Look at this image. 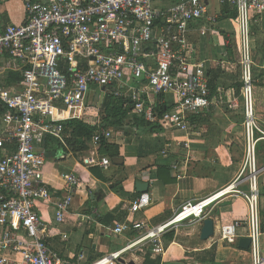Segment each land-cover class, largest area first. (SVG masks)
<instances>
[{
    "label": "built area",
    "instance_id": "2783aa9c",
    "mask_svg": "<svg viewBox=\"0 0 264 264\" xmlns=\"http://www.w3.org/2000/svg\"><path fill=\"white\" fill-rule=\"evenodd\" d=\"M218 2L238 12L246 137L240 174L246 172L248 191L234 183L206 198L187 201L158 226L128 219L119 222L112 228L114 233L135 231L142 235L124 249L90 264H123V254L146 240L153 242L155 253H161L162 234L207 218L217 202L229 194L245 199L246 236L251 239L253 264H264L260 205L263 168L257 162L255 131L259 128L251 47V24L254 18L264 16V0ZM209 7L210 0H28L26 21L0 31V82L10 71L20 75L16 81L0 83V105L5 109L0 132V264H75L50 248L48 228L38 211L40 201H53L44 180L46 154L35 146L39 136L51 135L66 143V122L79 120L98 126L90 142L99 149L102 140L113 138L111 128L100 126L103 100L109 95L119 98L131 93L134 112L145 114L151 122L157 120L153 92L170 95L177 106L161 121L180 130L189 129L187 113L198 114L211 105L205 63H193L190 57L196 24L207 20L212 27L216 20L209 15ZM206 32L203 26L200 33ZM238 105L237 100L231 103L232 108ZM84 162L102 167L111 164L109 158L93 156ZM63 177L67 192L54 202L57 223L70 212L81 184L76 173ZM150 204V194L142 193L132 201L130 213ZM242 225L241 220L222 225L221 240L236 243Z\"/></svg>",
    "mask_w": 264,
    "mask_h": 264
},
{
    "label": "crops",
    "instance_id": "0c3cea01",
    "mask_svg": "<svg viewBox=\"0 0 264 264\" xmlns=\"http://www.w3.org/2000/svg\"><path fill=\"white\" fill-rule=\"evenodd\" d=\"M27 1L0 0V31H4L9 25H20L26 21ZM211 4L210 0V6ZM225 8L227 13L236 12L238 16L236 10H230L228 5L221 6L218 2V12L216 10L212 13L209 7V15L216 17L212 27L207 20H203L194 28L195 32L191 38V61L204 62L206 74L210 69L218 67L221 75L216 82L215 92L211 93L209 89L208 98L211 105L201 113L186 114L189 120L188 130L170 128L161 121L167 111L177 106L172 96L153 92L157 120L151 122L145 114L134 112V102L129 93L128 96L119 97L123 106L130 108L129 117L144 118L147 122L160 125V130L140 134L133 127H126L124 130L111 127L116 133L103 148L95 149L91 142L87 143L88 149L82 152H74L64 147L66 154L50 161L48 154H56L53 143L50 142L47 148L45 146L48 136L51 135L37 138L36 148L46 154L44 180L53 196L52 203L40 201L38 211L48 228L50 248L60 257L75 264H90L112 252L124 249L142 235L141 232L135 231L114 233L112 228L119 222L128 219L146 221L151 227L158 226L170 220L187 201L206 198L234 183L236 188L248 191L246 172L242 176L240 174L246 137L241 101L240 54L235 42L238 40L235 36L238 35V25L236 28L232 20L234 17L222 16ZM219 21L223 25L217 28L215 23ZM203 26H206L205 34L200 33ZM251 29L255 111L259 128L255 131L258 139L257 162L258 166L263 168L260 187L264 193V16L254 18ZM208 34L214 38V49L209 42H205V36ZM229 36L232 41L228 39ZM174 72H178V68H174ZM13 74L19 75L10 71L2 76L0 83L13 82H8ZM132 84L141 87L135 82ZM144 98L149 105L150 99L147 96ZM234 100L239 103L236 108L231 107ZM163 105L166 112L160 114L159 109ZM92 120L96 122L95 117ZM2 129L3 125L0 132ZM60 142L67 146L66 143ZM112 153L118 155L113 157ZM88 156L109 158L111 164L108 167L86 165L84 158ZM115 157L122 158L123 161L116 164L113 161ZM72 172L79 175L81 184L75 191L70 212L62 223H57L54 202L67 192L63 175ZM139 181L149 184L148 191L138 190ZM142 193L150 194L151 204L138 213H130L132 201ZM260 205L263 219L264 196L260 198ZM247 212V203L243 197L225 195L207 216L215 221L214 237L201 239L205 220L202 219L173 227L162 234L161 253H155L153 242L146 240L126 251L122 258L136 264H144L148 255L152 259H160V264H189L193 261L205 264H253L250 248L244 250L239 247L240 238L248 237V225L245 222ZM236 220L243 221L238 230L237 242L221 240L222 225ZM262 244L264 249V234ZM81 256H84L83 259H79Z\"/></svg>",
    "mask_w": 264,
    "mask_h": 264
},
{
    "label": "trees",
    "instance_id": "16d2710c",
    "mask_svg": "<svg viewBox=\"0 0 264 264\" xmlns=\"http://www.w3.org/2000/svg\"><path fill=\"white\" fill-rule=\"evenodd\" d=\"M227 9H224V12L222 13V16L225 17H236L237 13L233 12L232 14L227 13ZM209 76V89L211 93H214L216 90V82L219 79L221 75L220 68H214L210 69L207 72ZM20 79V76L18 74H13L10 76V81L18 80ZM130 108H125L123 106V102L119 98H115L113 96H108L105 98V101L102 104L101 108V117H100V126H103V128H115L116 130H124L126 127H133L136 128L140 134H145L146 132H152L154 130H160V125L153 124L150 122H147L144 118H140L137 116L129 117L128 112ZM4 107L0 105V117L4 113ZM160 114H163L166 112V109L164 105L160 107L159 109ZM192 117L196 118L194 115ZM191 117V118H192ZM195 120V119H194ZM98 130V126L91 125L84 123L79 120H71L66 122L65 124V133L67 138H65L67 146H64L59 140V145H62L65 147V149H70L74 152H82L88 149L87 143L91 141L94 134ZM56 138L53 136H48L46 140V148L52 143ZM109 140H102L101 146L107 145ZM118 153H112V156H117ZM94 173L97 174L96 170H94ZM264 196V193H262L261 189V197ZM263 219H262V231L264 232V213ZM160 259H152L150 255H148L145 259L144 264H160Z\"/></svg>",
    "mask_w": 264,
    "mask_h": 264
},
{
    "label": "water",
    "instance_id": "95a60500",
    "mask_svg": "<svg viewBox=\"0 0 264 264\" xmlns=\"http://www.w3.org/2000/svg\"><path fill=\"white\" fill-rule=\"evenodd\" d=\"M113 161L116 164H119L123 161L122 158L115 157L113 158ZM149 184L147 182H138V190L140 192H146L148 191ZM216 228H215V221L212 218H205L204 225L201 231V239L202 240H208L215 236ZM251 245V239L249 237H242L239 240V247L244 250H249ZM121 263L123 264H136L134 261L127 262L125 259H120Z\"/></svg>",
    "mask_w": 264,
    "mask_h": 264
},
{
    "label": "rangeland",
    "instance_id": "374dc122",
    "mask_svg": "<svg viewBox=\"0 0 264 264\" xmlns=\"http://www.w3.org/2000/svg\"><path fill=\"white\" fill-rule=\"evenodd\" d=\"M211 6H210V10H211V12L212 13H215V11L218 9V0H211ZM217 12H218V10H217ZM232 20H233V23L235 24V26H236V28H237V25H238V23H237V19L236 18H232ZM221 25H223V24H221V22L219 21V23H215V26L218 28V26L220 27ZM208 28H209V26H208ZM236 37H238V35H235ZM232 37H228V39H230L231 41H232V39H231ZM227 39V40H228ZM205 42H209V44L210 45H212V47H213V49L215 48L214 46H215V43H214V38L213 37H211L209 34L208 35H206L205 36ZM235 42H236V46H237V50H238V46H239V43H238V40H235ZM238 52H239V50H238ZM237 52V53H238ZM2 125H3V123H2V120H0V130H1V128H2ZM116 132H114L113 131V136H114V134H115ZM54 145H55V148H53L54 150H56V151H54L56 154H48V160L50 161L51 159H54L55 157H59V156H61V155H65L66 154V152H65V149H64V147L62 146V145H59V143H58V140L57 139H55L53 142H52ZM53 149H51V150H53ZM53 155V156H52ZM45 171V170H44ZM247 216V215H246Z\"/></svg>",
    "mask_w": 264,
    "mask_h": 264
}]
</instances>
